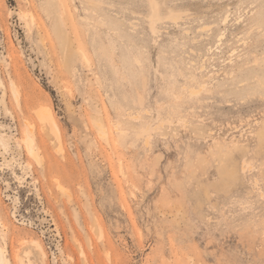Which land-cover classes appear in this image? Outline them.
<instances>
[{"label": "rangeland", "instance_id": "obj_1", "mask_svg": "<svg viewBox=\"0 0 264 264\" xmlns=\"http://www.w3.org/2000/svg\"><path fill=\"white\" fill-rule=\"evenodd\" d=\"M0 252L264 264V0H0Z\"/></svg>", "mask_w": 264, "mask_h": 264}, {"label": "bare ground", "instance_id": "obj_2", "mask_svg": "<svg viewBox=\"0 0 264 264\" xmlns=\"http://www.w3.org/2000/svg\"><path fill=\"white\" fill-rule=\"evenodd\" d=\"M41 114V113H40ZM48 116V115H47ZM38 246V245H37ZM37 246H35V244H34V248L35 247H37ZM39 248V247H38ZM40 249V248H39ZM43 253H44V251H42ZM30 256V255H29ZM0 261L2 262V264H5V260H4V254H3V252H0ZM21 264H35L34 262H32V260H31V257H29L28 258V256H27V258H26V260H23V261H21Z\"/></svg>", "mask_w": 264, "mask_h": 264}]
</instances>
